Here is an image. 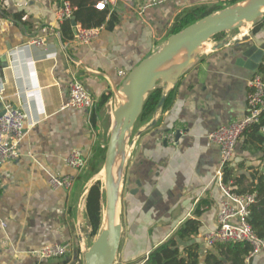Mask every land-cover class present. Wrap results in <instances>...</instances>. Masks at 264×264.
<instances>
[{
  "label": "crops",
  "instance_id": "0c3cea01",
  "mask_svg": "<svg viewBox=\"0 0 264 264\" xmlns=\"http://www.w3.org/2000/svg\"><path fill=\"white\" fill-rule=\"evenodd\" d=\"M1 1L0 68L5 57L8 68L0 78V111L4 102H12L29 117L20 158L0 168V216L6 224L0 226V264H67L71 256L80 261L90 239L88 193L98 174L91 165L106 155L130 72L167 43L185 12L205 8L217 13L248 0H109L101 35L90 45L72 38L81 22L74 27L70 21L68 28L67 21L57 20L61 0ZM101 1L106 0H88L86 7L96 9ZM261 23L258 31L253 25L209 41L175 85H161L165 95L175 90L172 106L133 129L125 148L121 199L118 256L125 264L144 263L189 219L201 223L200 234L189 244H200L202 254L210 249L204 238L217 227L225 194L217 182L220 148L209 135L248 114L249 81L262 74L264 59L254 71L250 56L238 51L249 43L264 44V18ZM38 39L44 44L33 45ZM73 79L94 98L93 110L62 109ZM177 131L182 135L175 142ZM255 147L244 136L238 143L232 166L243 164L240 174L249 177L251 167L264 172V152ZM74 151L87 160L85 169L67 164ZM52 176L70 177L71 187L55 189ZM64 243L72 246L69 255L40 259L42 248ZM252 264H264V253Z\"/></svg>",
  "mask_w": 264,
  "mask_h": 264
},
{
  "label": "water",
  "instance_id": "95a60500",
  "mask_svg": "<svg viewBox=\"0 0 264 264\" xmlns=\"http://www.w3.org/2000/svg\"><path fill=\"white\" fill-rule=\"evenodd\" d=\"M264 18V0H248L241 4L225 8L217 13L193 23L181 32L172 34L167 43L158 51L143 60L132 70L123 85L125 96L123 104L114 112V125L107 146L103 171L105 180L102 183L104 204L107 208L106 228L101 229L96 239L83 254V264H116L122 238L123 224L121 212V185L115 180L114 168L118 154L123 155L121 169L125 168V148L133 129L141 114L145 101L158 83L175 85L183 73L196 62V57L202 53L203 46L216 36L223 33H233L257 25ZM76 26V20H72ZM251 36H254L252 33ZM246 40V39H242ZM240 41V40H237ZM244 56H250L249 68L257 70L264 59V44L261 46L249 43L239 49ZM186 60L176 66L166 68L181 54ZM0 78L4 69L8 68L7 58L2 61ZM253 62V64H251ZM163 102V101H162ZM4 115V108L0 117ZM181 131L175 134V142L181 138ZM169 138H166L167 143Z\"/></svg>",
  "mask_w": 264,
  "mask_h": 264
},
{
  "label": "built area",
  "instance_id": "2783aa9c",
  "mask_svg": "<svg viewBox=\"0 0 264 264\" xmlns=\"http://www.w3.org/2000/svg\"><path fill=\"white\" fill-rule=\"evenodd\" d=\"M109 0L98 2L95 8L99 11L106 10ZM113 3V2H112ZM0 0V10L2 9ZM77 8L68 0H61L57 10L59 22L72 21ZM103 26L96 28H85L77 25L75 27L74 40L83 45H90L101 35ZM33 45L41 46L43 41L38 39L32 42ZM31 45V44H29ZM248 114L240 120L232 122L228 126H222L209 135V141L220 148L222 160L221 167L217 173V182L225 194L217 212L215 230L206 234L204 244L209 249L218 243H249L252 251L248 262L264 253V239L258 238L249 224L250 207L255 203V194L238 195L224 183V169L231 165L234 159L236 148L245 133L254 125L259 124L264 113V75L257 74L249 81L248 93ZM95 100L86 90L84 85L73 79L68 85V99L62 109L77 108L91 111L95 108ZM4 115L0 117V168L5 162L17 161L20 156V143L26 135V123L28 114L20 106L12 102H4ZM264 133V128L262 129ZM171 137L170 139H172ZM67 164L76 170L86 168L87 160L80 151H74L66 159ZM55 189H68L72 185L70 177L52 176L50 179ZM0 180V197L2 193ZM0 226L6 224L1 220ZM72 252L70 243L55 244L42 248L38 255L41 260L63 258Z\"/></svg>",
  "mask_w": 264,
  "mask_h": 264
},
{
  "label": "trees",
  "instance_id": "16d2710c",
  "mask_svg": "<svg viewBox=\"0 0 264 264\" xmlns=\"http://www.w3.org/2000/svg\"><path fill=\"white\" fill-rule=\"evenodd\" d=\"M69 1L77 8L74 13V18L77 22H81L85 28L102 26L105 21L106 10L99 11L91 7L87 8L88 0ZM210 14H213V12L207 11L205 8L185 12L177 18L172 28V34L181 32L189 25L196 23ZM261 21L256 25L255 31L261 28ZM66 25L68 28H71L70 21H67ZM224 35L225 33L215 38L220 39ZM259 72L264 75V64L261 66ZM160 83L148 95L137 123L150 120L159 109L165 111L172 106L175 99V90L165 95L164 88L161 87ZM108 99L109 97H105L103 104ZM263 128L264 113L261 116L260 123L252 126L244 135L246 137V143L251 146L256 145L255 150L260 152H264ZM232 164L224 169V183L238 195L255 194V203L250 207L249 224L255 235L260 239H264V172L254 170L253 167L247 168L248 170H253L248 177L246 174H240L239 172L244 168L243 164L239 165L237 169H234ZM96 173H99V171L97 170ZM104 212L105 204L102 182L96 181L89 190L86 205L90 239L93 241L102 229ZM200 231L201 223L199 220H187L168 241L154 247L146 261L144 260L145 262L142 264H252L253 258L247 263L252 251V246L249 243H218L207 250L205 254H202L200 244H189L193 237L200 234ZM76 251L77 253L81 252L79 246L76 247ZM136 264H139V262Z\"/></svg>",
  "mask_w": 264,
  "mask_h": 264
},
{
  "label": "rangeland",
  "instance_id": "374dc122",
  "mask_svg": "<svg viewBox=\"0 0 264 264\" xmlns=\"http://www.w3.org/2000/svg\"><path fill=\"white\" fill-rule=\"evenodd\" d=\"M239 30L238 31H235V32H233V33H235V35H237V34H239ZM226 34V33H225ZM172 66V65H171ZM170 66V67H171ZM163 83L161 82L160 83V85H162ZM109 141H110V138H109V140H108V142H107V145L109 144ZM126 145H127V143H126ZM127 147V146H126ZM105 156L106 155H103L102 156V158L101 159H98V160H93V164L91 165V166H97V168H98V171H99V173L96 175V181H101L102 183L104 182V179H103V176L101 175V172H102V170H103V167H104V162H105ZM125 158H126V151H125ZM123 160V155H122V159H121V161ZM121 161H120V163H119V166H118V172H119V175H118V177H117V181H120V185H121V199H124V197H125V184H126V178H125V170L124 169H121ZM97 169L95 168L94 169V171H96ZM105 213H106V211H105ZM123 223V222H122ZM93 243V240L92 239H89L88 240V245H87V247H90L91 246V244ZM121 248V247H120ZM72 256H71V258L69 257V258H67V264H83V257L82 258H80V261H79V258H78V261H76L75 259L74 260H72ZM116 264H125V262L123 261V259H122V257L120 256H118V258H117V262H116Z\"/></svg>",
  "mask_w": 264,
  "mask_h": 264
},
{
  "label": "bare ground",
  "instance_id": "6f19581e",
  "mask_svg": "<svg viewBox=\"0 0 264 264\" xmlns=\"http://www.w3.org/2000/svg\"><path fill=\"white\" fill-rule=\"evenodd\" d=\"M243 28H245V27H243ZM243 28H242V29H243ZM208 43H209V42H208ZM208 43H206V44L203 46V50H204V48L206 47V45H207ZM185 60H186V56H185V54L181 53V54L176 58V60H175L173 63L169 64L166 68H169L171 65H172V66H176V65H178V64H181V63H183ZM123 97H125L124 94H123ZM121 159H122V154H118V155H117V158H116L115 168H114L115 180L117 179V177H118V175H119V172H118V166H119V163H120ZM101 175L103 176V179L105 180V173H104L103 170H102V172H101ZM105 211H106V213L104 212V218L106 219V217H107V213H108V212H107V208H106V206H105ZM105 228H106V221H103L102 229H105Z\"/></svg>",
  "mask_w": 264,
  "mask_h": 264
}]
</instances>
